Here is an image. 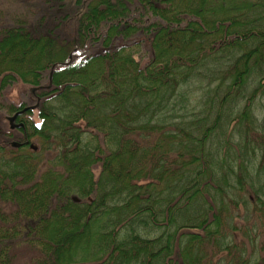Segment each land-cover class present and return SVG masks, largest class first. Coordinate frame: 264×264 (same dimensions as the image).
Wrapping results in <instances>:
<instances>
[{"label": "trees", "instance_id": "obj_1", "mask_svg": "<svg viewBox=\"0 0 264 264\" xmlns=\"http://www.w3.org/2000/svg\"><path fill=\"white\" fill-rule=\"evenodd\" d=\"M0 264H264V0H0Z\"/></svg>", "mask_w": 264, "mask_h": 264}, {"label": "water", "instance_id": "obj_2", "mask_svg": "<svg viewBox=\"0 0 264 264\" xmlns=\"http://www.w3.org/2000/svg\"><path fill=\"white\" fill-rule=\"evenodd\" d=\"M51 77V75H50ZM35 88H31L29 89L30 92H33ZM36 103L34 105H30V106H25L23 109H20V110H16L12 115H5V118L8 120V128L10 129H15L16 127H21L22 126V123L21 122H18L16 121V116L18 115H21L22 113L25 112V110H33L34 108H36ZM18 141H12L10 143V146L11 147H17L18 146ZM29 148L33 149V150H36V146L34 144H29Z\"/></svg>", "mask_w": 264, "mask_h": 264}, {"label": "rangeland", "instance_id": "obj_3", "mask_svg": "<svg viewBox=\"0 0 264 264\" xmlns=\"http://www.w3.org/2000/svg\"><path fill=\"white\" fill-rule=\"evenodd\" d=\"M191 89L190 90H192V92H191V98H192V100L194 99L193 98V96L194 95H192V93H196V94H199V89H197V87H195V86H193V87H190ZM20 90H21V88L20 87H15V89L11 92V94H10V96H11V99L13 100V101H16V102H18L19 100H20V96H19V92H20ZM36 103V102H35ZM28 106H30V105H28ZM32 106V105H31ZM37 107V106H36ZM257 108H258V105H257ZM37 108H34L33 110H30V116L33 118V120H34V122L36 123V122H38V120H39V118H38V116H37ZM256 111V110H255ZM3 118H5V115H4V117ZM5 120V125L8 127V120L5 118L4 119ZM36 141H34L32 144H34ZM94 173L96 174L97 173V171L95 170L94 171ZM242 238V236H237L236 237V240H240Z\"/></svg>", "mask_w": 264, "mask_h": 264}]
</instances>
